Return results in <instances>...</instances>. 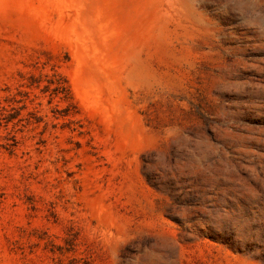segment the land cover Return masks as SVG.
Here are the masks:
<instances>
[{"label":"rangeland","instance_id":"374dc122","mask_svg":"<svg viewBox=\"0 0 264 264\" xmlns=\"http://www.w3.org/2000/svg\"><path fill=\"white\" fill-rule=\"evenodd\" d=\"M0 264H264V0H0Z\"/></svg>","mask_w":264,"mask_h":264}]
</instances>
